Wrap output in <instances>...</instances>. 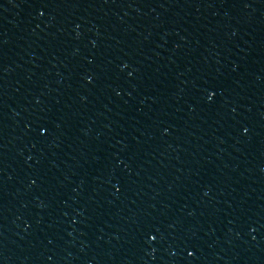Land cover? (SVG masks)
<instances>
[{
	"label": "water",
	"instance_id": "1",
	"mask_svg": "<svg viewBox=\"0 0 264 264\" xmlns=\"http://www.w3.org/2000/svg\"><path fill=\"white\" fill-rule=\"evenodd\" d=\"M0 264H264V0H0Z\"/></svg>",
	"mask_w": 264,
	"mask_h": 264
}]
</instances>
